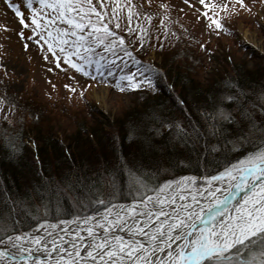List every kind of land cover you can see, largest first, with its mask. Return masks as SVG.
Masks as SVG:
<instances>
[{"label": "snow or ice", "instance_id": "1", "mask_svg": "<svg viewBox=\"0 0 264 264\" xmlns=\"http://www.w3.org/2000/svg\"><path fill=\"white\" fill-rule=\"evenodd\" d=\"M5 3L19 20L21 29L16 34L22 40L41 45L45 60L49 59L47 53H51L57 69L63 70L66 65L69 71L94 79L117 73L113 86L120 91L154 90L159 70L134 55L149 35L153 0H142L146 8L137 6L134 0H24L27 18L16 3ZM184 3L196 8V18L202 19L205 28L216 35L228 32L225 18H231L240 9L248 11L245 0ZM169 7L167 0L158 3V18L165 33L171 23ZM2 27L7 31V25ZM25 28L30 29V35H24ZM28 46L24 44L25 48ZM200 48L206 46L200 44ZM121 57L130 70L121 68L117 72L113 67ZM235 86L239 88L238 83ZM64 87L69 96L76 92L72 84ZM79 95L83 96V90ZM225 99L233 97H222L220 103ZM3 106L0 98V108ZM9 111L15 109L9 105ZM216 112L224 120L233 119L230 113L219 109ZM216 112L211 114L213 123ZM202 115L206 119L209 116ZM0 120L12 123L8 111L0 113ZM241 120L246 123L234 135V141L258 134L262 138L260 146L215 175L199 180L195 176H181L152 183L149 176L129 168L131 199L113 204L98 198L97 193H104H100L99 183L93 185L85 199L100 205L101 211L60 221L65 229L73 225L66 232L43 218L34 222V228L43 234L33 229L18 231V219L11 226L0 228V264H264V124L253 123L246 110L242 111ZM161 123L183 139L185 132L179 122ZM5 143L12 153L19 147L12 138L6 137ZM123 166L127 168L126 164ZM107 172L112 175L114 170ZM12 203L15 207L16 201ZM12 215L8 210L10 221Z\"/></svg>", "mask_w": 264, "mask_h": 264}, {"label": "trees", "instance_id": "2", "mask_svg": "<svg viewBox=\"0 0 264 264\" xmlns=\"http://www.w3.org/2000/svg\"><path fill=\"white\" fill-rule=\"evenodd\" d=\"M169 20V33L174 37L171 47H184L188 42H196V32H192L190 26L186 28L188 24L183 22L182 18L178 21L174 18ZM180 32L183 38L182 35L181 38L178 36ZM171 36L169 37L172 39ZM140 60L142 61L141 58ZM161 62L171 93H168L166 88H161L154 97H147L144 110L147 107L151 110L147 109L145 113L135 112L136 114L131 112L124 117L125 121H116L114 125L108 124L104 127L93 124V121L89 125L86 122L78 124L68 142L64 141L65 138L55 139L53 135L57 134L56 130H49L39 137V142L34 140V156L39 164L31 155H26L27 148L22 141L24 136L19 133L20 137L2 136L0 228L11 226L18 219V231L31 229L34 222H39L38 218L41 217L38 216L41 214L50 222L89 215L98 208L94 207V202L89 203L85 196L89 188L98 183L100 193H104H97L98 198L111 200L113 204L124 203L131 199L129 168L133 172L149 176L152 183H162L166 175L171 178L184 174L211 176L260 146L262 138L258 134L254 139L235 142L233 133L238 131L233 126L234 118L224 120L217 115L216 110L220 108L227 114L237 106L240 109H237V112L241 114L246 110L253 122L264 124V121H261L264 115V100L258 94L264 91V61L257 63L260 68L255 65L250 69L244 66L232 68L222 77L210 80L207 86L193 80L189 76L190 72L178 67L179 64L174 66L173 59ZM193 62H196V59ZM237 83L239 88L235 86ZM0 89L6 91L3 87ZM227 96H232L233 100L225 99L221 104V98ZM214 112L216 115L213 123L211 114ZM202 113L209 114L208 118ZM132 118L134 119L129 121ZM30 119L36 123L41 117L38 114L37 118ZM161 121L179 122L185 132L183 139L178 138L177 134ZM102 128H106L108 132ZM40 131L36 128L34 133ZM82 134L85 135L83 139ZM6 137L12 138L13 142L19 145L14 153L10 152V145L5 143ZM39 143L43 147L41 150ZM29 152L27 150V153ZM97 153H100V156H97ZM98 157L100 163L97 161ZM125 164L127 168L123 166ZM161 166L166 170H161ZM109 169L114 170L112 175L108 174ZM107 188L114 190L109 193ZM13 201H16L15 207ZM34 202L43 205L39 215L32 213ZM8 210L13 214L11 221L8 218Z\"/></svg>", "mask_w": 264, "mask_h": 264}, {"label": "rangeland", "instance_id": "3", "mask_svg": "<svg viewBox=\"0 0 264 264\" xmlns=\"http://www.w3.org/2000/svg\"><path fill=\"white\" fill-rule=\"evenodd\" d=\"M134 2L137 6L147 7L146 4L142 3V0H134ZM159 2L160 0H153L152 3L151 10L154 16L152 23L148 25L149 35L144 37L145 45L134 53L137 54L138 59L141 58L142 61L153 64L159 70L160 75L154 80V90L137 88L120 91L112 86L111 82L113 81L109 83H103L101 80L91 81L89 77L71 72L66 67H63L66 68L63 70L57 69L52 63L51 53H47L49 59L45 60L43 58L45 53L42 51L41 45L22 40L16 34L21 29L19 20L13 10L5 3V0H0V88L3 87L6 90L0 89V98L4 101L0 113L8 111L12 118V123H8L7 120H0V141L3 139V135L20 137V134L24 136L22 141L27 148L26 155H31L39 164L34 156V144L36 143L34 140L39 142V137L45 135L49 130H56L57 134L53 135L55 139L63 140L65 138L64 141L68 142L69 136L74 134L78 124L86 122L89 125L93 121V124L104 127L108 124L114 125L116 121H125L124 117L131 112L136 114L143 111L145 113L148 111L147 109L151 110L149 107L144 110V101L147 97H154L161 88H166V91L171 93L169 84L164 78L167 74L164 68H161V60L173 59L174 66L179 64L178 67L184 71L188 70L189 76L202 86L209 85L210 80L222 77L232 68L236 69L238 66L250 69L255 65L256 68H260V64L257 65V63L264 61V2L262 0H245L248 11L240 9L238 13H233L231 18H225L228 32L222 31L219 35L209 32L205 28L204 21L196 18L199 15L196 8H189L184 0H167L168 4L171 5L167 9L168 19L174 18L178 21L179 18H182L183 22L188 24L186 28L190 26L192 32H196L194 33L196 35L195 43L188 42L184 47L179 45L177 48L171 47L170 44L174 41V37L170 35L169 31L165 33L160 25L158 18ZM192 2L195 3V0ZM197 7L199 6L197 5ZM19 9L24 16V7L20 6ZM24 17L27 18V16ZM3 25H7V31L2 27ZM23 32L25 36L30 35V29L25 28ZM181 35L183 38L182 32L180 35L178 33L180 38ZM161 36L164 37L163 40L160 39ZM35 39L33 37V41ZM25 43L29 45L28 48L24 47ZM200 44H204L206 48H200ZM43 48L46 49V45H43ZM194 59L196 62H193ZM126 63L127 61L121 57L120 61L114 62V66H126V69H130L129 64ZM113 74L116 75L117 73ZM65 84H72L76 88V92L69 96L68 89L64 87ZM81 90H83L82 97L79 95ZM258 94L264 100V91ZM9 105L15 111H9ZM234 107L236 108L231 109L229 113L234 118L233 126L237 128L239 133L246 122H242L240 112L236 111L239 108ZM220 112L225 113L223 110ZM259 113L261 114L262 111ZM38 114H40L41 120L35 123L30 118L35 119ZM217 115L220 116L219 112ZM133 119H129V121ZM261 121H264V115ZM36 128L42 132L34 133ZM102 129H105L106 133L108 132L106 128ZM238 133L234 132L233 134L238 135ZM84 134L81 135L82 139L86 135ZM255 137L257 134L248 135L246 140ZM39 148L40 150L43 148L40 143ZM95 148L98 149V147ZM27 150L30 152L27 153ZM97 156H100V153H97ZM98 160L100 163L99 157ZM160 169L166 170L163 166ZM181 176L193 175L184 174L172 178L170 175H166L162 182L178 179ZM197 178L199 180L200 177ZM107 189L109 193L114 190L112 188ZM94 207H97L98 210L93 213L101 211L100 205L94 204ZM42 209V203H33L32 213L34 215L41 214ZM38 217L45 219L44 214ZM41 218H38V221ZM72 219L74 217L60 221L67 222ZM60 221L54 223L59 228L64 229L65 232L73 228V225L69 224L68 228L65 229ZM31 229L37 234H43L42 230L34 227Z\"/></svg>", "mask_w": 264, "mask_h": 264}]
</instances>
